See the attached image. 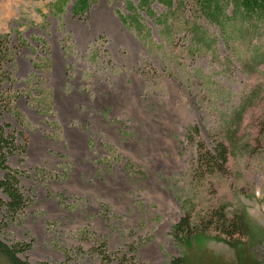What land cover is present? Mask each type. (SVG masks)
<instances>
[{"label": "rangeland", "instance_id": "1", "mask_svg": "<svg viewBox=\"0 0 264 264\" xmlns=\"http://www.w3.org/2000/svg\"><path fill=\"white\" fill-rule=\"evenodd\" d=\"M232 29L199 0H0V121L30 199L7 226L0 208V238L30 264H264V18ZM186 215L205 234L181 246Z\"/></svg>", "mask_w": 264, "mask_h": 264}, {"label": "trees", "instance_id": "2", "mask_svg": "<svg viewBox=\"0 0 264 264\" xmlns=\"http://www.w3.org/2000/svg\"><path fill=\"white\" fill-rule=\"evenodd\" d=\"M199 2L200 9L209 16L210 20H213L220 26V30L224 33V40L230 36H235L232 26L234 22L238 21L240 16L245 21L250 18H264V0H199ZM226 6H230L231 8L230 15L224 12ZM5 37L6 36L0 35V41H5ZM0 56H5L2 49H0ZM1 83L2 79L0 78V117L3 111L9 108L11 101L10 97L2 91ZM24 150L25 146L19 145L16 134L10 131V125L3 124L0 121V171L4 172V176L0 178V195L3 194L6 197V199H3L0 196V208H6L3 226H7L9 221L16 220L30 202L29 197L24 194L19 186V180L16 174L18 171L11 169L8 165V159L11 156L21 154ZM202 159L207 160V162L204 163H206L210 169L216 166L223 167L227 162V150L225 145L217 143L215 146V153L208 152ZM220 217L224 218V215L221 214ZM218 226V228L221 227L222 230L227 232L225 222L222 221ZM238 226V228H240L239 224ZM200 233L205 234V231H198L197 228H194L191 224L189 215L181 218L179 222L173 226L172 230L174 239L177 240L181 246H183L186 239L188 240ZM231 234V232L228 233V235ZM214 238L221 241L226 240L218 235ZM226 244L229 246L233 245L230 242H226ZM31 247V243L22 241L8 243L0 238V264H30L25 255ZM128 248L130 251L135 252L133 247L129 246ZM100 254L102 258H104L102 264H111L113 262V259L108 258L103 251ZM115 260L117 264H130L127 252L124 251L121 256L116 255ZM169 264H187L185 261V254L182 253L181 256L173 258Z\"/></svg>", "mask_w": 264, "mask_h": 264}, {"label": "bare ground", "instance_id": "3", "mask_svg": "<svg viewBox=\"0 0 264 264\" xmlns=\"http://www.w3.org/2000/svg\"><path fill=\"white\" fill-rule=\"evenodd\" d=\"M188 118V117H187ZM190 120V119H189Z\"/></svg>", "mask_w": 264, "mask_h": 264}]
</instances>
